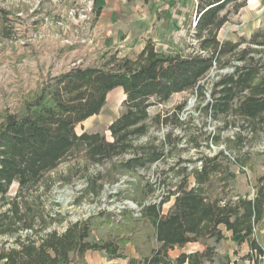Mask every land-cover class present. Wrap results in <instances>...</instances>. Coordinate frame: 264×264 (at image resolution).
Wrapping results in <instances>:
<instances>
[{
    "label": "trees",
    "instance_id": "16d2710c",
    "mask_svg": "<svg viewBox=\"0 0 264 264\" xmlns=\"http://www.w3.org/2000/svg\"><path fill=\"white\" fill-rule=\"evenodd\" d=\"M245 5V0H197L198 50L193 54L159 51L152 42L135 57H120L110 49L93 64L47 76L18 110L5 112L0 122V238H5L0 264H77L89 251L124 259L129 244L139 253L140 264H185V254L173 260L169 252L207 240L215 246L205 243L200 264H215L224 232L240 235V242L254 235L264 220V175L256 178L251 192L241 194L235 187L250 156L242 152L246 138L241 129L253 134L264 130V30L238 42L218 38L231 15ZM163 16L171 18L169 12ZM212 71L217 74L206 87L202 82ZM118 88L125 100L121 115L108 128L112 141L100 133L78 134L77 126L99 115L107 96ZM182 93H195L200 115L217 123L204 146L193 133H177L186 124L179 117L186 103L173 114H150L151 108ZM233 127L238 131L225 138L223 133ZM152 129L167 132L159 138L151 136ZM184 142L187 147L181 148ZM211 145L223 148L206 154L204 148L211 150ZM190 150H195V159L182 158ZM162 162L167 166L151 189L162 190L160 196L148 201L149 194L138 189L131 198L139 212L130 222L141 224L143 234L97 243L88 240L92 217L62 234L43 224L38 202L44 187L50 191L52 185L61 187L76 178L84 188L74 204L81 205L84 196L93 195L96 201L105 185L117 184L123 176L138 180L141 171ZM63 164L66 171L52 179L51 173ZM15 183L16 195L7 198ZM170 202L164 216L163 207ZM139 241L147 245L145 250ZM251 248L242 260L260 264L263 259L264 264V249L256 239Z\"/></svg>",
    "mask_w": 264,
    "mask_h": 264
},
{
    "label": "rangeland",
    "instance_id": "374dc122",
    "mask_svg": "<svg viewBox=\"0 0 264 264\" xmlns=\"http://www.w3.org/2000/svg\"><path fill=\"white\" fill-rule=\"evenodd\" d=\"M191 1L193 0H186L185 4H179L181 11L176 10L177 4H173V9L176 11L172 13V18L162 30L153 36L156 42L152 41V34H148L146 38H150L144 39L145 43L152 42L159 51L178 52L181 55H189L197 51L198 42L194 38L193 27L197 7L196 4H191ZM245 1V7L238 13L232 14L229 22L220 30L218 38L221 42H238L241 38L250 39L256 31L264 30V0ZM96 21L97 14L93 0H0V122L5 112L18 110L25 98L49 75L56 76L74 65L93 64L100 53L108 49L118 51L120 57L136 56L135 51L125 43L121 47L117 45L111 47L95 39ZM216 74L217 71H212L202 83L210 87ZM209 98L207 94V99ZM123 101L122 89L112 91L107 96L106 105L100 114L78 125L77 133L81 134L85 131L100 133L112 141L108 128L121 115ZM183 103H186V106L179 117L186 124L183 130L177 133L182 135L193 133L203 146L206 145L204 140L208 136H213L217 123L213 124L210 118L200 115L201 105L195 93L174 95L167 105L151 108L150 114L151 116L158 113L173 114L175 108ZM172 126H174V119L169 122V128ZM237 131L238 129L233 127L224 132L223 136L232 137ZM166 132L167 129L157 132L152 129L151 136L161 138ZM241 132L246 138L242 152L250 153V156L244 172L238 173L235 188L239 193L245 194L253 190L252 185L256 178L264 175V130L257 134L243 129ZM184 147H187L185 142L181 148ZM222 148V146L213 148L211 145L212 151L207 148H204V151L212 155L213 149L217 151ZM195 155V150H190L183 152L182 158L195 159ZM166 166L162 162L149 170L141 171V178L138 180L123 176L119 183L112 186L105 185L96 201L93 195L84 196L81 205L74 204L84 188L83 183L76 178L72 183H64L61 187H59L60 184L52 185L50 191H44V187L38 202L44 214L43 224H51L49 231L55 230L62 234L71 224L92 217L93 227L88 240L97 243L117 237L130 239L143 234L138 231L141 230V224L134 225L130 222V219L136 216L134 213L139 212L138 206L131 198L135 196L138 189L149 194L148 201L160 196L162 190L156 189V192L152 193L151 189L156 187L154 184L159 177L158 172ZM66 169L67 164L61 165L56 172L51 173V178L56 179L57 175L63 174ZM235 170L238 171L237 168ZM17 190L18 184L15 183L7 198L14 197ZM171 205L172 202L163 207L164 216ZM102 211L105 213L101 217L98 214ZM59 219L62 220V224L55 222ZM145 227L144 225L142 228ZM252 238L256 239L264 249V220L254 235L244 242H240L241 237L224 233V239L216 245V253L220 260H217L215 264H253L248 260H242L252 251ZM2 240L5 241V238H0V242ZM205 243L215 246L212 240L192 243L184 248L176 247L171 250L169 257L175 260L185 254L186 264H200L199 255L205 251ZM138 244L141 250L147 248L142 241ZM131 246L129 244L126 247L125 253L133 257L137 253L135 247ZM89 256L95 260L106 254L92 252ZM260 264H263V259L260 260Z\"/></svg>",
    "mask_w": 264,
    "mask_h": 264
},
{
    "label": "crops",
    "instance_id": "0c3cea01",
    "mask_svg": "<svg viewBox=\"0 0 264 264\" xmlns=\"http://www.w3.org/2000/svg\"><path fill=\"white\" fill-rule=\"evenodd\" d=\"M193 1L191 4H196L197 0ZM185 2L186 0H93L97 14L94 37L111 47L116 45L121 47L125 43L138 55L146 45L144 39L150 38H146V35L152 34V41L155 43L153 36L170 21L173 12L182 10L179 4H185ZM173 4H177L176 10L173 9ZM165 12L170 13L169 20L163 16ZM224 233L233 236L230 232ZM92 252H87L84 260L77 264H140V255L136 250L137 254L133 257L125 253L124 259H111L106 255L93 260L89 258Z\"/></svg>",
    "mask_w": 264,
    "mask_h": 264
},
{
    "label": "built area",
    "instance_id": "2783aa9c",
    "mask_svg": "<svg viewBox=\"0 0 264 264\" xmlns=\"http://www.w3.org/2000/svg\"><path fill=\"white\" fill-rule=\"evenodd\" d=\"M196 21H197V20L195 19V22H194V24H193L194 29H195V27H196Z\"/></svg>",
    "mask_w": 264,
    "mask_h": 264
},
{
    "label": "water",
    "instance_id": "95a60500",
    "mask_svg": "<svg viewBox=\"0 0 264 264\" xmlns=\"http://www.w3.org/2000/svg\"><path fill=\"white\" fill-rule=\"evenodd\" d=\"M125 100V99H124Z\"/></svg>",
    "mask_w": 264,
    "mask_h": 264
}]
</instances>
